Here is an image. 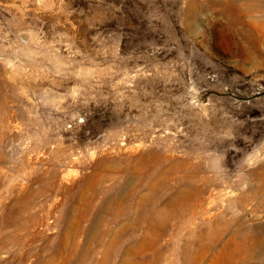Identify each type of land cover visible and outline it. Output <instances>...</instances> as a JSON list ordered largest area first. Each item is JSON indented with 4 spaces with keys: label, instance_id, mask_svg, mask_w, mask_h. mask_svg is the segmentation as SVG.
Listing matches in <instances>:
<instances>
[{
    "label": "rangeland",
    "instance_id": "obj_1",
    "mask_svg": "<svg viewBox=\"0 0 264 264\" xmlns=\"http://www.w3.org/2000/svg\"><path fill=\"white\" fill-rule=\"evenodd\" d=\"M0 264H264V0H0Z\"/></svg>",
    "mask_w": 264,
    "mask_h": 264
}]
</instances>
